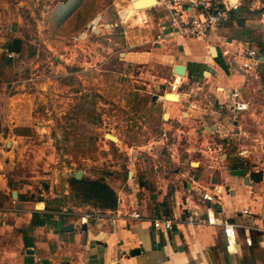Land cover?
I'll list each match as a JSON object with an SVG mask.
<instances>
[{"label":"rangeland","instance_id":"obj_1","mask_svg":"<svg viewBox=\"0 0 264 264\" xmlns=\"http://www.w3.org/2000/svg\"><path fill=\"white\" fill-rule=\"evenodd\" d=\"M90 3L88 11H95L87 14ZM118 9L106 0H0V175L10 189L42 199L47 186L44 200L51 210L83 213L78 209L99 210L63 195L77 171L114 186L129 172L150 184L154 177L168 181L170 176L181 184L198 164L216 180L232 166L264 169V92L254 91L259 103L249 105L240 136L231 138V129L208 131L202 142L199 119H163L179 110L170 100L163 109L155 99L164 97L167 81L174 83L165 63L156 59L128 67L122 61L124 55L155 48L158 38L136 16L128 21L134 9L126 10L125 19ZM99 14L103 23L119 26L79 37ZM224 28L235 41L246 40L231 25ZM14 39L21 41V51L11 56L7 46ZM139 40L148 43L138 45Z\"/></svg>","mask_w":264,"mask_h":264},{"label":"crops","instance_id":"obj_2","mask_svg":"<svg viewBox=\"0 0 264 264\" xmlns=\"http://www.w3.org/2000/svg\"><path fill=\"white\" fill-rule=\"evenodd\" d=\"M111 1L123 11L131 8L128 2L124 6L122 4L125 3ZM134 16L137 23L144 22L146 27L153 28L156 37L161 33L158 23L165 18L159 10L136 11L128 21ZM228 25L244 33L246 40L235 41L230 37V30L224 28ZM145 43L148 41L140 43L139 40L138 45ZM153 43L155 48L124 55L126 59L121 60L127 61L128 67L132 63L156 59L165 63L174 82L167 81L169 87L165 94L171 91L178 100L171 104L164 97L157 99L163 102V109L175 104L179 110L163 119L178 122L183 116L199 119L202 142L206 141L205 133L208 131L219 133L231 129V138L240 136L241 120L248 110L232 113L229 110L231 94L236 90L241 100L251 105L259 103L254 91L260 89L264 92V0H243L230 13L229 20L209 31L203 40L165 37ZM240 44L246 50L255 51L259 59L263 57L257 71L242 67ZM211 47L215 49L214 55ZM175 65L186 67L184 77L175 76ZM142 75L140 71L139 78ZM176 77H179V86H175ZM205 85L209 86L208 92H200ZM226 113L240 119L232 120ZM208 115L220 117L221 121L212 120L215 123H210ZM198 166L181 184L173 182L171 176L168 181L154 177L150 184L138 181L133 172H130L131 177L127 174L123 183L114 182V186L107 180L117 195L116 208L104 210L120 215L114 226H108L103 220L80 224L78 215L64 214L63 211L68 212L67 208L61 212L50 208L45 210L47 186L39 195L42 199H37L27 195L26 190L10 189L0 175V264H264L263 165L262 169H257L263 172L262 180L249 182V186L244 185L243 180L252 171L231 167L229 171H220L216 180V177L204 174ZM84 176L83 172L81 178ZM66 188L63 195L68 198L69 188ZM214 188H217L218 196L213 203H206L212 208L210 213L229 223L250 227L248 234L243 228H236L235 252L226 249L220 226L202 223L190 226L182 218L171 231L152 227L151 220L178 214L184 204L194 207L197 193L206 191L214 194ZM13 192H16V197H13ZM199 207L201 218L205 219V205L200 203ZM131 210H137L143 219L136 221L123 217ZM244 210L249 215H245ZM67 225L72 229L65 231ZM246 235L252 241L249 247L245 244ZM134 250L139 253L131 255Z\"/></svg>","mask_w":264,"mask_h":264},{"label":"built area","instance_id":"obj_3","mask_svg":"<svg viewBox=\"0 0 264 264\" xmlns=\"http://www.w3.org/2000/svg\"><path fill=\"white\" fill-rule=\"evenodd\" d=\"M117 2H128L132 7V2L135 0H115ZM156 5L152 9L159 10L163 13L165 20L158 23L160 34L157 35L158 41L166 38L177 39H193L203 40L207 33L217 26L224 24L230 18V13L241 5L243 0H155ZM116 7V6H115ZM125 12L119 8L118 15L122 14L125 19ZM136 12V11H135ZM127 21V20H126ZM125 21V22H126ZM121 21V23H125ZM120 23V24H121ZM118 24H106L102 22L101 15H97L90 22L87 31L79 37H85L90 31L91 34L98 35L101 31H110L117 28ZM240 55L243 57L242 67L245 70L257 71L262 61L259 59L255 51L246 50L240 44L238 46ZM13 56V53L12 55ZM232 102L229 110L232 113L247 111L249 105L243 102L240 98V93L234 90L231 94ZM186 176V174H184ZM214 194L203 191L197 193V201L194 207L181 205V211L178 214H172L170 217L155 218L151 220V225L155 230L165 229L171 231L175 224L184 219L188 225L193 226L196 223L207 224L211 226H220L225 242V247L229 252L236 251V228L241 227L248 234L249 226H238L222 219L217 218L212 213V208L206 203H213L215 197L218 196L217 188L213 189ZM205 205L204 214L206 219H202V212L199 204ZM245 215H249L247 210H244ZM64 214L76 217L78 215L80 224H87L90 220H103L108 226H114L120 215L113 211H92V212H67ZM123 217L129 220H142L143 216L137 210H131ZM183 218V219H182ZM245 244L249 247L252 241L248 235L245 238Z\"/></svg>","mask_w":264,"mask_h":264},{"label":"trees","instance_id":"obj_4","mask_svg":"<svg viewBox=\"0 0 264 264\" xmlns=\"http://www.w3.org/2000/svg\"><path fill=\"white\" fill-rule=\"evenodd\" d=\"M100 1V0H98ZM105 1V0H101ZM108 4H111V0H106ZM91 6L88 5L85 8V12L93 13L95 9L89 12V8ZM76 8V7H75ZM84 6L81 8L83 10ZM80 11V12H81ZM62 13V12H61ZM62 15V14H61ZM64 17V15H62ZM61 19V18H60ZM8 50L11 52V46H7ZM232 168H236L232 166ZM127 176V174H126ZM69 188V198L75 202L77 206H90L95 207L98 210H114L117 206V195L114 190L102 179L96 180H87L85 178H81L80 180H76L74 176L68 179L67 181ZM19 199V196H18ZM42 201V200H39ZM49 206L46 203L45 210H48Z\"/></svg>","mask_w":264,"mask_h":264},{"label":"water","instance_id":"obj_5","mask_svg":"<svg viewBox=\"0 0 264 264\" xmlns=\"http://www.w3.org/2000/svg\"><path fill=\"white\" fill-rule=\"evenodd\" d=\"M156 5V1L155 0H135L132 2V7L134 10L139 11V10H144V9H148V8H152ZM211 53L212 55L215 54V49L213 47H211ZM11 51L13 54H19L21 51V41L19 39H14L12 41V47H11ZM261 61H263V57L260 59ZM173 73L177 76L180 77H184L186 74V67L183 65H175L173 67ZM155 98H159L158 96H155ZM164 99L170 100V101H177L178 98L173 94V93H168L164 95ZM167 114L163 115V118L166 119ZM105 137L110 140L111 142L115 143L117 142V138L110 135V134H105ZM83 172L81 171H77L74 174V178L76 180H80L82 177ZM128 177H131V173H128ZM263 177V172L262 171H252L248 174V176L246 178H244L243 180V184L246 186H249V182L252 183H259L262 180ZM13 197H16V192H13ZM206 215H204V218L206 219ZM83 228L85 229V226H83ZM72 229L71 225H67L64 227L65 231H69ZM29 254H33V252L31 250H28ZM139 252L137 250H134L131 252V255H135L138 254Z\"/></svg>","mask_w":264,"mask_h":264},{"label":"bare ground","instance_id":"obj_6","mask_svg":"<svg viewBox=\"0 0 264 264\" xmlns=\"http://www.w3.org/2000/svg\"><path fill=\"white\" fill-rule=\"evenodd\" d=\"M134 12L136 11V10H133ZM175 95V94H174ZM176 96V95H175ZM177 97V96H176ZM166 118H167V116H166Z\"/></svg>","mask_w":264,"mask_h":264}]
</instances>
